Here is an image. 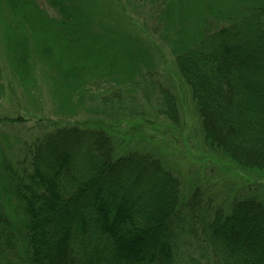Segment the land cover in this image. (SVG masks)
I'll list each match as a JSON object with an SVG mask.
<instances>
[{
	"label": "trees",
	"instance_id": "16d2710c",
	"mask_svg": "<svg viewBox=\"0 0 264 264\" xmlns=\"http://www.w3.org/2000/svg\"><path fill=\"white\" fill-rule=\"evenodd\" d=\"M44 1L57 16L38 0H0V60L23 92L38 76L70 104L102 81L111 86L101 98L107 111L137 117L151 107L179 121L119 0ZM124 1L129 13L144 2L150 27L179 28L174 62L206 145L264 170V0ZM182 9L188 21L168 20ZM4 90L0 80V100ZM24 146L16 170L0 146V264H264L259 197L234 201L227 214L197 190L185 198L161 159L121 151L99 129L63 126Z\"/></svg>",
	"mask_w": 264,
	"mask_h": 264
},
{
	"label": "rangeland",
	"instance_id": "374dc122",
	"mask_svg": "<svg viewBox=\"0 0 264 264\" xmlns=\"http://www.w3.org/2000/svg\"><path fill=\"white\" fill-rule=\"evenodd\" d=\"M119 1L127 32L143 44L139 51H145L154 78L175 97L179 121L172 124L151 107L137 117L123 116L116 110L107 111L101 98L108 96L111 86L102 81L86 86L78 100L72 102V97L69 98L70 104H65L66 99L53 96L48 81L38 76L34 87L23 92L17 82L6 75L5 64L0 60L3 75L0 80L5 85L0 100V146L9 165L15 170L20 168L24 144L46 131L63 126L99 129L112 136L121 151L135 149L161 159L179 179L185 198L197 190L202 203L209 202L210 208H220L225 214L230 212L232 203L240 199L251 196L264 202V170L243 169L209 148L204 141L197 106L174 62L172 42L179 28L172 30L175 24L168 28L160 25L158 30L150 27L154 17L147 12L144 2L138 3L129 13L131 5ZM38 3L49 15L57 16L46 1L38 0ZM123 6H126L125 11H122ZM184 16L188 21L192 14L188 16L182 9L176 16L172 10L168 20L180 23ZM209 23L214 30L216 21L211 18ZM13 119L17 121L12 122Z\"/></svg>",
	"mask_w": 264,
	"mask_h": 264
}]
</instances>
